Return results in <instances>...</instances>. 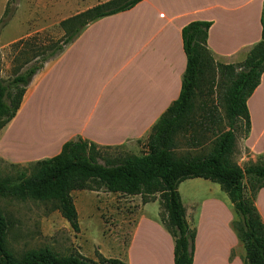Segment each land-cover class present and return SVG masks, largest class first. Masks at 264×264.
Listing matches in <instances>:
<instances>
[{"label": "trees", "instance_id": "16d2710c", "mask_svg": "<svg viewBox=\"0 0 264 264\" xmlns=\"http://www.w3.org/2000/svg\"><path fill=\"white\" fill-rule=\"evenodd\" d=\"M141 1L109 0L61 21L60 42H51L45 55L44 50L32 51L33 59L13 69L10 81H0V131L15 117L26 88L46 63L59 57L89 24L130 10ZM260 24V41L238 64L215 60L207 44L210 22L192 21L181 29L186 66L179 96L151 127L143 154L105 156L104 150L116 147L99 146L82 138L69 140L55 156L28 163V175L20 170L14 181L0 177V196L49 204V212H58L74 233L80 228L73 191L139 195L142 204L157 200L159 223L173 240V264H193L196 228L186 219L178 186L186 180H208L220 187L232 205L237 219L231 221V227L244 251L242 263L264 264V222L255 206L256 194L264 188V162L240 167L233 160L236 132L241 129L242 139H246L250 130L247 99L264 73V5ZM38 56L43 57L35 61ZM216 76L227 82L222 99L228 127L218 132L205 156L177 155V135L190 136L206 120L214 122L206 103L198 109L210 113L196 116L195 100L201 87L208 81L213 84ZM7 231L8 222L0 212V264H127L99 253L96 260L80 253L59 256L47 247L17 257L7 249Z\"/></svg>", "mask_w": 264, "mask_h": 264}, {"label": "crops", "instance_id": "0c3cea01", "mask_svg": "<svg viewBox=\"0 0 264 264\" xmlns=\"http://www.w3.org/2000/svg\"><path fill=\"white\" fill-rule=\"evenodd\" d=\"M263 5L264 0H142L130 10L89 24L59 57L46 63L32 78L15 117L1 130L0 138L26 111L29 115L38 114L34 91L43 80L42 73L51 62H57L73 50L80 74L75 113L62 121L58 130L48 129L42 141L35 143L39 148L46 147L38 152L43 155L9 161L22 165L23 161L50 158L60 152L66 141L76 138L99 146L130 149L139 142L143 146L151 127L179 96L186 66L181 29L192 21L210 22L207 44L215 60L221 64H238L260 41ZM33 103L35 108L31 110L29 105ZM246 106L250 130L243 146L250 154L249 160L255 162L258 157L264 158V73ZM253 137L256 143L262 144V149L255 153L250 144ZM0 156L5 158L1 153ZM193 180L209 187L202 197L192 195L190 213L185 207L188 223L196 228L193 264L220 261L228 264L235 259L242 260L244 251L236 252L241 244L231 227L234 214L229 213L228 203L210 181ZM180 185L178 192L183 201ZM84 192L89 193L90 199L71 195L78 218L93 210V201L105 213H120L126 223L124 232L129 235L126 245L121 244L125 248H130L141 224H147L162 234L172 261L174 244L158 222L160 206L157 213L150 206L158 203L157 200L142 204L139 195ZM263 195L264 188L256 194L255 206L264 222ZM206 208L211 209L209 213H205ZM206 231V245L202 247L201 232ZM87 256L93 257L91 253ZM122 260L131 264L128 253Z\"/></svg>", "mask_w": 264, "mask_h": 264}, {"label": "rangeland", "instance_id": "374dc122", "mask_svg": "<svg viewBox=\"0 0 264 264\" xmlns=\"http://www.w3.org/2000/svg\"><path fill=\"white\" fill-rule=\"evenodd\" d=\"M105 1L109 0H0V81L4 84L10 81L14 75L13 69L31 58L34 55L32 51L44 50L43 55H45L50 49L48 47L51 42L56 44L60 42L63 35L59 27L61 21ZM73 51L57 62H51L47 70L42 73L43 80L34 91L37 103L29 105L31 110L35 108V105L38 114L29 115L26 111V114L19 116L5 132L2 131L4 135L0 138V153L6 159L0 156L1 178L14 181L20 170H26L28 175L30 171L28 163L40 159L23 161L24 164H17L16 167L11 166L15 164L10 161L33 159L36 155H43L38 152L46 147L39 148L35 146V143L42 141L41 138L48 129L58 130L62 121H67L75 113L76 88L80 74ZM42 57L38 56L36 58L38 60L35 61H39ZM226 84V81L216 76L213 84L208 81L201 87L195 100L196 107L198 109L202 103H206L212 113L206 110L201 113L198 109L196 116L199 118L201 114L210 113L214 122L210 124L206 120L205 124L198 126L190 136L183 133L177 135V155L205 156L211 150V144L218 132L227 129L228 122L222 99ZM144 141L143 146L139 142L136 147L130 149L122 146L103 152L105 156L141 155L145 150ZM250 144L253 146L254 153L262 149V144L256 143L255 137ZM243 145L240 129L236 132L233 156V160L240 167L250 163L264 162V158L261 157H258L255 162L249 160L250 154ZM100 163H102L101 160ZM195 181L186 180L179 184L183 196L182 203L184 208L188 209V213L193 206L192 195L202 197L208 193L209 189L207 184ZM213 184L218 194L223 197L222 200L228 203L229 213H233L227 195L217 184ZM76 194L90 199L88 192L78 191L71 195L75 197ZM261 203L264 205V195ZM150 206L153 213L158 212L159 202ZM92 208L91 212L87 210V213L80 215L78 218L80 231L74 233L58 212H49V204L30 199L19 200L0 196V212L8 222L7 249L17 257L28 251L47 247L59 256L80 253L88 258L87 255L91 253L93 257L88 259L96 260L99 253L106 258L122 260L128 253L131 264H172L167 250L168 243L156 229L142 223L130 248L126 247L128 248L126 249L129 235L124 232L126 223L122 220L121 214L105 213L104 208L96 206L95 201ZM209 210L211 209L206 208L205 213H209ZM236 219L235 217L234 220ZM206 233L207 231L201 232L202 247L206 245ZM228 241L231 244L232 241L230 242V239ZM122 243L125 244L124 247L121 246ZM236 252L243 253L242 245ZM218 264L227 263L220 261ZM228 264L243 263L241 259L240 261L235 259Z\"/></svg>", "mask_w": 264, "mask_h": 264}]
</instances>
